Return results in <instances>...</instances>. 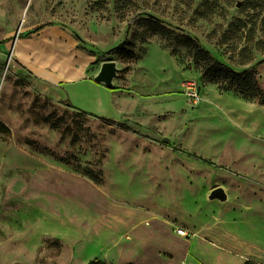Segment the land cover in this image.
Returning a JSON list of instances; mask_svg holds the SVG:
<instances>
[{
  "label": "rangeland",
  "instance_id": "374dc122",
  "mask_svg": "<svg viewBox=\"0 0 264 264\" xmlns=\"http://www.w3.org/2000/svg\"><path fill=\"white\" fill-rule=\"evenodd\" d=\"M182 35L254 68L264 89V0H0V264H264V105L205 81ZM18 41L45 69L77 56L95 74L115 61L116 77L148 95L169 76L183 86L175 103L188 106L84 113L63 83L29 69ZM189 82L234 96L195 104ZM216 188L225 199L211 197Z\"/></svg>",
  "mask_w": 264,
  "mask_h": 264
},
{
  "label": "crops",
  "instance_id": "0c3cea01",
  "mask_svg": "<svg viewBox=\"0 0 264 264\" xmlns=\"http://www.w3.org/2000/svg\"><path fill=\"white\" fill-rule=\"evenodd\" d=\"M22 45H24L22 42H16L15 50L19 52V56L23 58L25 64L27 63L29 69L45 82L54 85L63 83L62 90L65 95L70 97L73 105L87 113L99 115L118 113L127 114V116L134 118L139 114H143L142 111H149L154 116H160L167 111H179L188 106L186 99L185 106L184 101L175 103L174 96H183L179 92L183 86L180 82L174 84L169 76H160L156 79L155 87L152 88V95L142 93V89H139L137 84H135L137 87L134 84L131 86L125 85L118 77L114 78L113 85L109 87L96 79L102 66L94 74L89 71V60H77V56H71L70 61H65L66 63L62 69H45L40 65H36L32 60H29L26 54L20 52ZM175 87H177L176 90ZM143 96L163 97L155 99L151 103L143 99ZM202 96L234 95L208 90Z\"/></svg>",
  "mask_w": 264,
  "mask_h": 264
},
{
  "label": "trees",
  "instance_id": "16d2710c",
  "mask_svg": "<svg viewBox=\"0 0 264 264\" xmlns=\"http://www.w3.org/2000/svg\"><path fill=\"white\" fill-rule=\"evenodd\" d=\"M120 2L122 3V0H117V4L120 5ZM136 18L139 22L149 25L150 28L159 35H166V33L169 32V29L160 21L158 17L153 14L141 12ZM47 25L49 24L40 25L35 29V31H39ZM181 38L182 44L190 51L196 63L202 66L203 78L205 81L217 85L218 89L222 92H233L234 94L240 95L248 101L257 100L260 104L264 105V89H262L260 86L259 80L257 78L258 73L254 68L236 70L227 63L217 59V57L213 55V53L206 47L201 45L197 39L187 35H182ZM120 48V46H117L110 49L107 52V55L112 56L113 52L119 50ZM129 53L134 55L132 51ZM74 107L77 108L76 106ZM80 111L85 113L83 110ZM0 125H2L1 122ZM175 151L180 155L190 158L203 165L219 167L215 162L210 161L202 156H197L189 152H182L180 150ZM85 169L88 175L94 179H100V174L93 168L86 167ZM91 263L94 262L92 261Z\"/></svg>",
  "mask_w": 264,
  "mask_h": 264
},
{
  "label": "water",
  "instance_id": "95a60500",
  "mask_svg": "<svg viewBox=\"0 0 264 264\" xmlns=\"http://www.w3.org/2000/svg\"><path fill=\"white\" fill-rule=\"evenodd\" d=\"M264 60H261L258 63H261ZM117 76V65L115 61H106L103 63L101 71L97 75L96 79L99 82L106 84L111 87L113 85V80ZM165 141L169 142V138H165ZM212 198L225 199L226 193L222 188H216L211 194Z\"/></svg>",
  "mask_w": 264,
  "mask_h": 264
},
{
  "label": "built area",
  "instance_id": "2783aa9c",
  "mask_svg": "<svg viewBox=\"0 0 264 264\" xmlns=\"http://www.w3.org/2000/svg\"><path fill=\"white\" fill-rule=\"evenodd\" d=\"M185 95L189 96L195 104H198L202 100L201 91L195 82L187 83V86L185 88ZM177 233L183 237L189 236V232L185 227L177 228Z\"/></svg>",
  "mask_w": 264,
  "mask_h": 264
}]
</instances>
